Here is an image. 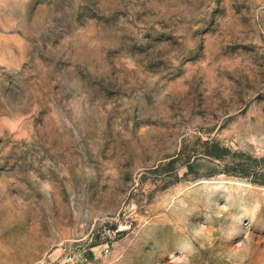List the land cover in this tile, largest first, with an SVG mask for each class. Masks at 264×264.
<instances>
[{
    "label": "rangeland",
    "instance_id": "374dc122",
    "mask_svg": "<svg viewBox=\"0 0 264 264\" xmlns=\"http://www.w3.org/2000/svg\"><path fill=\"white\" fill-rule=\"evenodd\" d=\"M0 264H264V0H0Z\"/></svg>",
    "mask_w": 264,
    "mask_h": 264
}]
</instances>
